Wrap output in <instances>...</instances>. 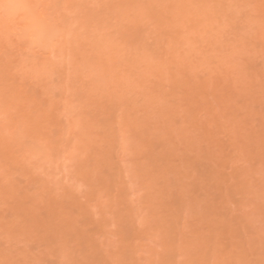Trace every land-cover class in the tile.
<instances>
[{
  "label": "rangeland",
  "instance_id": "rangeland-1",
  "mask_svg": "<svg viewBox=\"0 0 264 264\" xmlns=\"http://www.w3.org/2000/svg\"><path fill=\"white\" fill-rule=\"evenodd\" d=\"M66 5L0 38V264H264V0Z\"/></svg>",
  "mask_w": 264,
  "mask_h": 264
},
{
  "label": "bare ground",
  "instance_id": "bare-ground-1",
  "mask_svg": "<svg viewBox=\"0 0 264 264\" xmlns=\"http://www.w3.org/2000/svg\"><path fill=\"white\" fill-rule=\"evenodd\" d=\"M33 1L34 0H0V38H2L3 39V35H4V33L6 34V32H8L9 33V31L10 32H12L10 29L12 28V30H13V28H16V27H18V25H20V24H17V23H21V25L19 26L20 28H21V30H20V32H22L21 33V35L23 36L24 34H23V31L25 32V35L28 33V30H30V33L29 34H31V36L29 35V37H25L26 39H28V41H29V38L31 39V37H32V30H34V28H36V31H38L37 30V28H39V26H41V25H44V31H48V28L50 27H52L53 28V30L52 31H55V27H57L56 28V32L57 31H64V33L63 32H61V35L63 36V38H62V36H60V32H57L56 34H54L55 36L59 33V37H58V35H57V38L55 39V40H59V42H58V40L56 41V42H54L55 44V47H57V49L54 47L53 48V50H57V51H64L65 53H66V50H72V49H69V47H68V49H66L67 47L66 46H70V41L69 40H72L71 39V37L73 38H75V34L76 33H73V32H77V30H78V28H77V30L76 31H72L71 32V27H69L70 28V31H69V28H68V31L67 30H65V25H64V23L66 24V21H68L64 16V12H60V11H62L64 8V11H67L68 10V8H67V5H66V3L68 4V6H69V8H71L72 9V7H70V2L71 1H73V0H63L64 1V4H65V6H62L63 5V1L61 2V0H56V1H60L61 2V4L62 5H60L58 2V4H59V7H61L62 6V8L63 9H60L58 6V8H56V9H58V14H55V10L53 11L54 13L53 14H55L56 16L55 17H57L58 15V18L60 17V18H64V20H66L64 23H63V21H61V19L59 18V21H60V23L62 24L63 23V27H65V28H61V30H60V28H58L59 26L58 25H60V24H58V18L56 19V18H53V20L55 19V20H57V23H56V21H55V23L52 25L51 23V21H53L52 20V18L51 17H49V18H51V21H47L46 19H49L48 18V16L47 15H45L46 13L45 12H40V11H38V9H35L37 6H36V4H38L39 2H38V0H35L36 1V3H35V1H34V3H33ZM40 1V0H39ZM47 1V0H46ZM45 1V2H46ZM96 1V0H95ZM106 1V0H105ZM123 1V0H122ZM125 1V0H124ZM41 2V1H40ZM45 2H43L44 3V5H46L45 4ZM50 2H52V0H50ZM74 2H75V0H74ZM77 2V1H76ZM24 3H26V4H24ZM32 3V4H31ZM48 3V2H47ZM54 3V2H53ZM52 3V4H53ZM79 3H81L80 1H79ZM78 3V4H79ZM23 4V7L21 8V5ZM34 4H35V6H34ZM41 4H42V2H41ZM49 4V3H48ZM78 4H77V6H78ZM116 4V3H115ZM25 5V6H24ZM127 5V4H126ZM20 6V8H18ZM33 6V7H32ZM40 6V5H39ZM49 6V5H48ZM76 6V7H77ZM125 6V5H124ZM45 7H47V6H45ZM50 7V6H49ZM53 7V6H52ZM54 7H56V5H54ZM34 8V9H33ZM39 8V7H38ZM128 8H130V7H128ZM49 9V8H48ZM52 8H50V10H51ZM67 9V10H66ZM22 10V11H21ZM40 10H41V8H40ZM44 11H46L45 10V8L43 9ZM50 10H48V11H50ZM125 10V9H124ZM18 11H20L19 12V15L21 14V16H19L18 15ZM47 11V12H48ZM74 11V10H73ZM75 11H77V10H75ZM78 11H80V10H78ZM50 13V12H49ZM104 13V12H103ZM106 13V12H105ZM15 14H17V15H15ZM51 14H52V11H51ZM62 14V16L63 17H61L60 15ZM17 16V17H16ZM44 16H46V18L44 17ZM51 16H53L54 17V15H51ZM107 16V15H106ZM118 16V15H117ZM43 17L45 18V19H43ZM104 17V16H103ZM107 18V17H106ZM16 19H19V20H16ZM39 20L40 21V25L39 24H37L38 26H36V27H34V25H36L35 23H34V21L35 22H37V21ZM43 20V22H44V20L45 21H47L45 24L46 25H48V23H50V25H52V26H47L46 27V25L44 24V23H42L41 21ZM19 21V22H18ZM106 21V20H105ZM16 22V23H15ZM37 23H39V22H37ZM84 23V22H83ZM102 23V22H101ZM13 24H15L16 26L15 27H13ZM58 24V25H57ZM34 28H33V27ZM61 26V25H60ZM66 26H67V24H66ZM79 26V25H78ZM32 27V28H31ZM62 27V26H61ZM79 27H81V26H79ZM41 28H42V26H41ZM50 28H49V30H50ZM76 28V27H75ZM9 30V31H8ZM27 31V33H26V31ZM16 31H17V33L18 34H20L18 31L19 30H17V28H16ZM40 31V30H39ZM43 31V28H42V32L44 33V34H42L43 36H44V38H43V36L41 37V40L42 41H44V43H43V45H45L46 43H48V40H47V37H51V36H48V34H46L47 36H45V32ZM46 31V32H47ZM41 32V33H42ZM65 32H67V34H68V32H69V37H68V35H66L67 36V38L65 37ZM83 32V31H82ZM15 33V32H14ZM48 33H49V31H48ZM52 33V32H51ZM54 33V32H53ZM72 33H73V36H72ZM80 35V33H79V31H78V33H77V36H79ZM82 34V33H81ZM8 35V34H7ZM27 35V36H28ZM37 35V34H36ZM21 36V37H22ZM76 36V38H78ZM91 36V35H90ZM24 37V36H23ZM34 37V36H33ZM54 36L52 35V38H53ZM92 37V36H91ZM37 38H38V35H37ZM62 39V41H61V39ZM75 38V39H76ZM88 38V37H87ZM1 39V40H2ZM5 39H7V37L5 38ZM35 40H38V39H36V38H34ZM44 39H46L47 40V42L45 43V41L46 40H44ZM74 39V40H75ZM90 39V38H89ZM94 39V38H93ZM33 40V39H32ZM64 40V41H63ZM77 40V39H76ZM107 40V39H106ZM92 41V40H91ZM60 43L61 44V46H60V44H58V43ZM69 44H68V43ZM72 42V41H71ZM30 43H32L31 42V40H30ZM53 43V42H52ZM57 43V44H56ZM67 43V44H66ZM106 42H104V44H105ZM33 44V43H32ZM103 44V43H102ZM102 44H100V45H102ZM103 44V45H104ZM53 45V44H52ZM102 45V46H103ZM64 46H65V48H64ZM59 47V48H58ZM2 48V47H1ZM4 48V47H3ZM62 48V49H61ZM70 48H72V47H70ZM7 49H9V47L7 48ZM64 49H66V50H64ZM5 50V49H4ZM8 52V50L6 51V52H4L3 50H2V52H1V55H4L5 57L7 56V55H5V54H3V53H7ZM11 52V51H10ZM9 52V53H10ZM9 53H8V55H9ZM68 53H71L70 51L68 52ZM56 54H59V53H56ZM55 54V55H56ZM2 57V56H1ZM3 59V58H2ZM3 62V61H2ZM6 63V62H5ZM2 64V63H1ZM4 67H5V65H3ZM7 66V65H6ZM4 67H3V69H4ZM1 72V71H0ZM4 72V71H3ZM1 78V77H0Z\"/></svg>",
  "mask_w": 264,
  "mask_h": 264
}]
</instances>
